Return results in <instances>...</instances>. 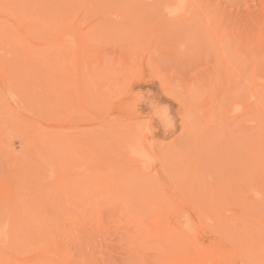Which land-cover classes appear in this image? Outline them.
I'll return each instance as SVG.
<instances>
[{"label":"rangeland","instance_id":"rangeland-1","mask_svg":"<svg viewBox=\"0 0 264 264\" xmlns=\"http://www.w3.org/2000/svg\"><path fill=\"white\" fill-rule=\"evenodd\" d=\"M172 3L0 0V264H264V0Z\"/></svg>","mask_w":264,"mask_h":264},{"label":"clouds","instance_id":"clouds-1","mask_svg":"<svg viewBox=\"0 0 264 264\" xmlns=\"http://www.w3.org/2000/svg\"><path fill=\"white\" fill-rule=\"evenodd\" d=\"M186 6V0H175V3L169 4L165 7L164 11L169 17H175L184 11ZM238 110V109H237ZM134 155H139L135 151L133 152ZM253 195L257 199H262L264 198V193H261L259 191H254Z\"/></svg>","mask_w":264,"mask_h":264},{"label":"bare ground","instance_id":"bare-ground-1","mask_svg":"<svg viewBox=\"0 0 264 264\" xmlns=\"http://www.w3.org/2000/svg\"><path fill=\"white\" fill-rule=\"evenodd\" d=\"M4 213H3V210L2 209H0V227L2 226V224H4V222H6L5 221V218H6V216H4L3 215ZM0 231H3V230H1V228H0ZM6 232V231H5ZM4 233V232H3ZM7 233V232H6ZM2 236V235H1ZM0 236V237H1ZM208 263V262H207Z\"/></svg>","mask_w":264,"mask_h":264}]
</instances>
